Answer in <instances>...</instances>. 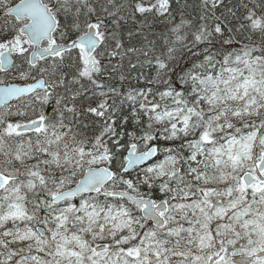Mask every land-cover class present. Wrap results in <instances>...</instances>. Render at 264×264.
I'll use <instances>...</instances> for the list:
<instances>
[{
	"label": "snow or ice",
	"instance_id": "1",
	"mask_svg": "<svg viewBox=\"0 0 264 264\" xmlns=\"http://www.w3.org/2000/svg\"><path fill=\"white\" fill-rule=\"evenodd\" d=\"M0 73V264H264V0H0Z\"/></svg>",
	"mask_w": 264,
	"mask_h": 264
},
{
	"label": "trees",
	"instance_id": "2",
	"mask_svg": "<svg viewBox=\"0 0 264 264\" xmlns=\"http://www.w3.org/2000/svg\"><path fill=\"white\" fill-rule=\"evenodd\" d=\"M17 0H12L13 3H15ZM0 78L8 79V77H3V75L0 76ZM50 111V110H49Z\"/></svg>",
	"mask_w": 264,
	"mask_h": 264
}]
</instances>
